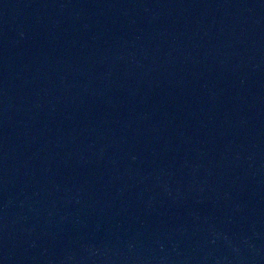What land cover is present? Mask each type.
Returning <instances> with one entry per match:
<instances>
[{
	"label": "water",
	"instance_id": "obj_1",
	"mask_svg": "<svg viewBox=\"0 0 264 264\" xmlns=\"http://www.w3.org/2000/svg\"><path fill=\"white\" fill-rule=\"evenodd\" d=\"M0 264H264V0H0Z\"/></svg>",
	"mask_w": 264,
	"mask_h": 264
}]
</instances>
